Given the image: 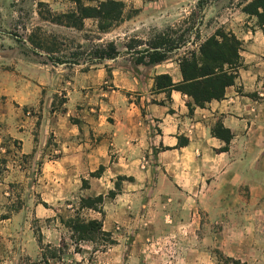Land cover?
<instances>
[{"label": "crops", "instance_id": "1", "mask_svg": "<svg viewBox=\"0 0 264 264\" xmlns=\"http://www.w3.org/2000/svg\"><path fill=\"white\" fill-rule=\"evenodd\" d=\"M113 1L138 11L122 23L137 27L168 22L153 10L188 0ZM219 21L242 43L241 67L205 108L157 89V77L183 82L177 54L156 65L138 63L141 48L82 65L0 59V224L14 185L33 172L36 218L67 220L81 198L103 197L102 213H83L133 260L264 264V28L241 11ZM137 31L127 39L144 41Z\"/></svg>", "mask_w": 264, "mask_h": 264}, {"label": "rangeland", "instance_id": "2", "mask_svg": "<svg viewBox=\"0 0 264 264\" xmlns=\"http://www.w3.org/2000/svg\"><path fill=\"white\" fill-rule=\"evenodd\" d=\"M253 1L200 0L193 4V0H188L183 10L175 7L155 9L153 11L159 14L169 13L168 22L137 26V32L145 38L141 41L127 39L137 28L133 25L118 24L107 33L100 31L99 22L94 19L85 20L83 28L67 26L69 21L65 17L77 14V2L95 8L101 0H0V59L25 58L51 65L94 64L100 59V50L109 51L111 45L126 53L144 50L163 35L180 46L170 55H181V58L198 52L217 33H230L219 20L231 14L237 17L238 12L244 13ZM137 13L131 9L125 13V18ZM118 35L127 37H121L117 43L111 42ZM34 178L31 172L14 185V198L6 207L11 220L0 224V264H145V259L143 262L131 259L129 249H115L114 246L105 249L100 237L93 242L79 241L78 234L74 235L65 226V222L78 213L79 202H75L74 211L67 220L36 218L31 206L32 197H36ZM22 210L20 217L14 218ZM81 216L91 219L85 213ZM123 236L125 242L132 243L134 231Z\"/></svg>", "mask_w": 264, "mask_h": 264}, {"label": "trees", "instance_id": "3", "mask_svg": "<svg viewBox=\"0 0 264 264\" xmlns=\"http://www.w3.org/2000/svg\"><path fill=\"white\" fill-rule=\"evenodd\" d=\"M77 4V14L72 13L65 17L69 21L67 26L71 28H83L85 20L94 19L99 22L100 31L107 33L126 19L125 6L113 0L102 2L95 8L81 6L79 2ZM244 13L250 17H256L257 25L264 28V0H254L244 9ZM241 48L242 43L234 34L217 33L205 42L198 52L185 54L179 59L183 76L181 84H174L169 76H161L156 78L157 89L179 91L193 98L196 106L201 108H205L212 101H220L224 99L226 89L236 83L241 67ZM177 49H180V46L177 45L176 41L163 35L154 45L138 52L140 57L137 61L138 63H145L147 59V65H156L170 59V54ZM118 54L115 46L111 45L109 51L100 50L98 61L112 60ZM215 134L225 139L228 144L230 143L229 132L218 129ZM154 154H157V150L154 151ZM102 171L103 169L92 174V176H98ZM86 187L87 183L84 182V188ZM103 202V197L81 198L78 213L65 222V226L74 235L78 234L81 242H93L100 237L105 243L104 248L106 249L117 244L113 235L104 232L101 221L85 219L81 216L85 211L102 213ZM220 260L222 264H240L222 255H220Z\"/></svg>", "mask_w": 264, "mask_h": 264}]
</instances>
